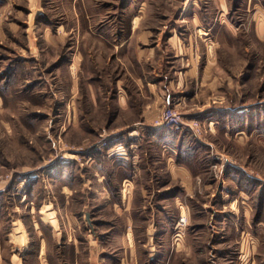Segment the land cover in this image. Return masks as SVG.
<instances>
[{
	"label": "rangeland",
	"instance_id": "rangeland-1",
	"mask_svg": "<svg viewBox=\"0 0 264 264\" xmlns=\"http://www.w3.org/2000/svg\"><path fill=\"white\" fill-rule=\"evenodd\" d=\"M0 264H264V0H0Z\"/></svg>",
	"mask_w": 264,
	"mask_h": 264
},
{
	"label": "crops",
	"instance_id": "crops-1",
	"mask_svg": "<svg viewBox=\"0 0 264 264\" xmlns=\"http://www.w3.org/2000/svg\"><path fill=\"white\" fill-rule=\"evenodd\" d=\"M189 70L191 71L192 68H190ZM145 85L147 86V91H148L147 93L149 94V96L151 95L153 99L155 98V99H157V100L159 101V100L161 99V95H159V92H158L157 90H155L157 86H155V85L152 86V84L147 83V82H146ZM139 92H140V91H139ZM160 93H161V92H160ZM154 104H155V103L152 104V107H153ZM146 107H149V105L146 106ZM152 110L155 111L154 108H152ZM147 112L151 113L150 110L147 111ZM149 113H148V114H149Z\"/></svg>",
	"mask_w": 264,
	"mask_h": 264
},
{
	"label": "built area",
	"instance_id": "built-area-1",
	"mask_svg": "<svg viewBox=\"0 0 264 264\" xmlns=\"http://www.w3.org/2000/svg\"><path fill=\"white\" fill-rule=\"evenodd\" d=\"M178 116L173 113L171 110H167L164 114V119L166 122L171 123V124H176L178 122Z\"/></svg>",
	"mask_w": 264,
	"mask_h": 264
},
{
	"label": "bare ground",
	"instance_id": "bare-ground-1",
	"mask_svg": "<svg viewBox=\"0 0 264 264\" xmlns=\"http://www.w3.org/2000/svg\"><path fill=\"white\" fill-rule=\"evenodd\" d=\"M56 224H57V223L55 222V226H56Z\"/></svg>",
	"mask_w": 264,
	"mask_h": 264
}]
</instances>
